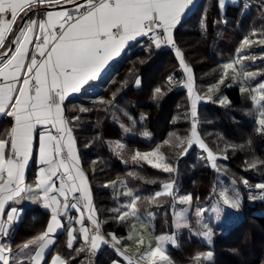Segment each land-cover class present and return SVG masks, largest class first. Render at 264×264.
<instances>
[{
	"label": "trees",
	"instance_id": "obj_1",
	"mask_svg": "<svg viewBox=\"0 0 264 264\" xmlns=\"http://www.w3.org/2000/svg\"><path fill=\"white\" fill-rule=\"evenodd\" d=\"M261 39H264V9L255 0L247 7L242 1L229 3L224 10L218 0H199L174 30L175 46L193 70L195 89L209 97L197 108L200 138L221 156L216 160L219 171L226 175L227 183L236 181L243 197L242 215L234 223L215 224L212 219L203 218L204 224L213 230L210 244L196 236V231H202L203 227L201 224L195 227L198 219L195 209L208 206L215 197L219 171L211 167L208 158L195 146L190 147L187 154H181L188 148L190 102L185 89L168 83L169 74L179 76V65L171 49L155 48L148 40L141 39L113 62L104 75L66 102L65 112L105 234L111 232L125 242L134 218H117L133 198L118 194L116 185H111L119 179L134 197H140L136 202L137 215L151 218L154 235L173 232L172 197L165 195L151 200L164 182L173 180L177 194H191L193 201L188 227L178 230L177 246L167 249L172 261L264 264V199L256 196L255 187L257 183H264V133L257 131L260 126L253 118L251 91L243 88L242 92L238 85L229 86L224 78L220 83L223 63L240 56L237 51L245 40L250 41L246 44V48H250V60L256 58L248 67L262 70L254 82L264 78ZM9 44L10 38L5 49ZM157 88L161 89L160 93H156ZM220 96L226 98L224 103L218 102ZM10 125V118L3 119L0 131L6 132ZM127 131L130 134L125 137ZM110 140H124L139 152L159 148L175 171L166 173L147 162L124 165L109 147ZM166 140L168 144L164 143ZM244 180L248 181V186L244 185ZM251 195L256 197L252 202L248 200ZM47 218L48 213L37 204L27 206L15 228L11 246L17 248L41 232ZM58 239L59 243L64 240L63 232ZM81 248L84 250L79 251ZM87 251L86 245L77 243L70 250L63 248L62 253L69 263L84 264ZM207 252H212L211 260L203 257L199 262L195 260L198 254ZM115 258V251L105 247L94 262L111 264Z\"/></svg>",
	"mask_w": 264,
	"mask_h": 264
},
{
	"label": "snow or ice",
	"instance_id": "obj_2",
	"mask_svg": "<svg viewBox=\"0 0 264 264\" xmlns=\"http://www.w3.org/2000/svg\"><path fill=\"white\" fill-rule=\"evenodd\" d=\"M44 2L45 0H0V49L5 48L9 36L13 37L9 48L0 51V114L14 118V124L8 131L7 138H0V237H6L13 224L18 222L21 209L11 207L6 213V218L5 210L9 202L18 203L23 199L22 194H30L29 198L33 203L41 204L51 213L46 230L21 248L23 252L30 246H36L34 254L27 258L29 264H40L46 250L54 243L52 238L54 233L64 227L61 217H66L69 210L80 213L87 210L91 213L86 217L92 225L91 228L85 225L83 215L75 221L80 224L78 231L85 244H90L91 251L95 252L101 245L108 243L100 232V222L95 218L91 189L79 164L72 128L68 126L70 122L63 114L62 105L66 97L69 93L79 92L89 81L96 79L114 56L119 55L129 42L139 37H147L156 48L164 45L175 47L173 30L194 4V0H86L85 4L76 5L74 12H47L46 19H24L33 12L37 3ZM50 2L59 3L60 0H50ZM68 2L75 3V0ZM220 2L223 3V0ZM18 21L23 23L18 24ZM34 36L35 40H33ZM33 43H35V51L29 59V45ZM243 43L249 44L250 41L245 40ZM260 43L264 44V39H261ZM11 45H15L14 49ZM37 53L41 58L39 60ZM177 56L181 57L178 49ZM239 62L237 60L226 63L223 68L233 69L235 73L234 65ZM181 63H184L182 57ZM185 71L191 70L185 65ZM252 75L245 73L246 78ZM169 80L171 81V78ZM188 81L185 87L191 99L192 132L188 140L189 147L184 148L182 155L187 154L197 138L199 97H192L194 89L190 75ZM220 83H223V77ZM258 87L264 90V83L259 84ZM241 91L245 89L242 88ZM160 92L161 89L157 88L156 93ZM251 98L259 106V118L256 123L260 127L257 131L264 133V103H262L264 91L259 100L256 96ZM86 110L81 109V111ZM38 126L44 128L39 134L38 157L39 162L45 167L40 168L33 187L24 184V176L33 156L34 138ZM53 128L56 134L52 133ZM164 143L168 144L169 141L166 140ZM199 143L207 150L203 141ZM116 147L122 149L124 146L117 142ZM158 153L159 148L149 153L137 151L132 159L136 161L138 158L147 159L149 156H156L160 163L153 164V167L166 173L174 172L175 168L164 162L163 153L157 155ZM208 156L212 161V167L219 171L210 150ZM57 181H59L58 185ZM232 183L235 184L236 181ZM243 183L248 186L247 180ZM173 187L174 181L165 183L163 190L155 193L151 200L155 201L167 195L180 204L188 205V208L177 212L174 219L177 229L186 228L187 214L193 197L191 194L176 197ZM255 187L264 190V183H257ZM124 195L133 198L128 206L130 211L122 212L117 217L121 220L130 215L134 217L137 215L136 202L140 199L134 197L131 190ZM261 198L264 199V195ZM221 203L223 206L238 209L240 198L235 189L233 195H229L227 189L219 192L218 204L213 208L217 214L223 211L219 206ZM205 211L200 207L195 209L197 223H200V217ZM71 222L69 219V223ZM202 227L204 231L200 235L211 242L213 230L207 224H203ZM74 231L76 230H68L69 248H72V241L76 238ZM109 235L116 244L120 243L114 234ZM155 239L156 247L149 246L139 255L136 264H140L141 261L144 264H172L165 254L164 244L175 245V233L160 235ZM136 242L142 243V239ZM83 250L81 248L79 251ZM212 255V252L201 253L195 257V260L199 262L201 257L204 260H211ZM125 258L128 264H133L131 257ZM11 260V247L0 243V264H10ZM57 262L65 264L59 256L53 258L52 264ZM15 264H24V262L16 258Z\"/></svg>",
	"mask_w": 264,
	"mask_h": 264
},
{
	"label": "crops",
	"instance_id": "obj_3",
	"mask_svg": "<svg viewBox=\"0 0 264 264\" xmlns=\"http://www.w3.org/2000/svg\"><path fill=\"white\" fill-rule=\"evenodd\" d=\"M219 1V6H220V0ZM224 2H227V4L236 2L238 3L239 1L241 0H223ZM256 1H259L263 7H264V0H256ZM199 0H194V4L192 6H190V10H188L186 12V14L182 17L181 19V22L185 19V17L196 7V5L198 4ZM86 3V0H75V3H72V2H68V0H60L59 3H51L50 0H45V2L43 4H39L40 7L38 6V3H37V6L35 7V9L33 10V12H30L28 14L27 17H25L24 19L27 20V19H36V20H42V19H46V16H45V13L47 12H62V11H68V12H74L75 11V8H76V5L78 4H85ZM226 4V5H227ZM22 15V14H21ZM10 18V17H9ZM180 22V23H181ZM20 23H23V21H18V24ZM179 23V24H180ZM178 24V25H179ZM177 25V26H178ZM176 26V27H177ZM17 27V26H14V28ZM175 30V29H174ZM174 30H173V37H174ZM37 34H38V29H37ZM10 38V41L11 39L13 38L12 36H9L8 39ZM141 39H145V37H139L137 38V40L135 41H131L129 42L120 52L119 55L117 56H114L108 63L107 65L103 68V70L101 71V73L99 74V76L96 78L98 79L99 77H101L102 75H104L107 70L109 69V67L112 65L113 62H115L117 59H119L121 56H123L127 49L135 44L136 42L140 41ZM33 40H35V36L33 37ZM6 45H7V42H6ZM5 45V47H6ZM10 46V44H9ZM8 46V48H9ZM15 45H13V49H14ZM8 48H4V49H0V51H5L7 50ZM177 49L178 48H175L173 50V53H174V56L178 62V65H179V76H178V81L176 83V88H179V89H185L187 94H188V97H189V102H190V114H191V99H190V94L188 92V89L187 87H185V85L189 82L188 81V76L190 75L192 77V83H193V93H192V97H199V99L197 100V108H198V105L200 103H204L208 100V98H204V97H201L197 91L195 90V84H194V75H193V70L191 68V66H189L185 60H184V57H183V54L182 52L179 50V52L181 53V57H182V60H183V64L181 63V57H178L177 56ZM35 51V44H30L29 45V59H30V55L31 53ZM11 53L9 52V55ZM38 54V53H37ZM41 59V58H39ZM185 65L187 66V68H189L191 71L190 72H186L185 71ZM96 79L94 80H91L89 81L86 85H84L82 87V89L79 91V92H76V93H69L68 96L66 97L63 105H62V108H63V114L65 116V118L70 122V120L68 119L67 115H66V112H65V105H66V102L68 100H70L71 98H73L75 95H78L80 92L83 91V89H85V87H87L90 83H92L93 81H95ZM5 118H10L11 119V125L10 127L8 128V130L6 132H2L0 131V138H7V133L8 131H10L11 127L13 126L14 124V118L13 117H9L7 115H3V114H0V123L3 119ZM69 127H71V122L69 123L68 125ZM72 128V127H71ZM41 131H44V128L38 126L37 129H36V133H35V138H34V149H33V156L32 158L30 159L27 167H26V170H25V176H24V184L25 185H29V186H33L35 185V182H36V179L39 175V172H40V168L41 167H45L44 165H42L40 162H39V157H38V149H39V134ZM196 131L197 128H196ZM192 132V131H191ZM52 133L53 134H56V130L53 128L52 129ZM72 135L75 139V136L73 134V131H72ZM190 137H191V134H190ZM189 137V138H190ZM199 141H202L200 136L198 135V132H197V138H196V142L193 143L192 146H195L197 147V149H200L201 152L208 158L209 160V163L212 167V161H210L209 159V156H208V151L210 150L213 154V156L215 157V161L214 163L216 164V160L218 158H221L220 155L214 153L211 149H209V147L204 143L203 141V144L207 146V150L205 148H202L200 146V143ZM191 146V147H192ZM75 150L76 152L78 153V156H79V152H78V148H77V144H76V140H75ZM79 164H80V167L82 168V170L84 171L82 165H81V161H80V156H79ZM85 173V171H84ZM86 175V173H85ZM87 177V175H86ZM170 181H167V182H164L162 185H161V188L159 189V191L157 192H160L163 190V185L165 183H168ZM87 183L91 189V184H90V181L87 177ZM59 184V181H57V185ZM29 195L30 194H22V196L24 197L23 199H20L19 202H9V204L6 206V210H5V218H6V213L8 210H10L11 207H15L17 209H21L22 211L20 212V216H19V220L18 222H15L13 224V226L11 227V230L9 231L8 235L6 237H0V243H4L6 245H9L12 249V260L10 261V264H15V260L16 258H19L21 261H23L24 263L28 262V256L34 254V252L36 251V246H30L28 249H24V251L22 252L21 251V248L22 246L27 243L28 241L30 240H33L35 239L36 237L40 236L45 230H46V226L50 220V210H46L41 204H37V203H33L31 201V199L29 198ZM71 195V194H70ZM91 197H92V190H91ZM62 199V198H61ZM37 204L43 211H46L48 213V218L46 220V223H45V226L43 227V230L37 234H35L33 237H31L29 240H27L25 243H23L21 246L17 247V248H13L11 246V242H12V237H13V234H14V231H15V228L16 226L18 225V223L22 220L24 214H25V210H26V207L27 206H30V205H35ZM92 204L94 206V210H95V218L99 221L98 219V214H97V210H96V207H95V204L93 202V197H92ZM62 207V205H61ZM91 213H89L87 210L83 211V213H80V212H77L76 210H69L68 212V215L66 217H61V221L62 223L64 224V227L57 230L54 235H53V240H54V243L46 250L44 256H43V259L40 261V264H52V260L54 257L56 256H59L64 262L65 264H76V263H69L67 261V259L64 257L62 251H63V248H67L68 250H70L71 248L68 247V230L69 229H75L76 231H74V236L76 237L73 241H72V248L77 244V243H80V244H84L86 245L87 247V255H86V258L84 260V264H95L94 260L93 261H90L89 260V255L90 254H93L96 255L101 252L105 247H110L111 249H113L116 253V258L111 262V264H128V260L125 258V257H131L132 259L134 258L133 261V264H136V261H137V258L139 257L140 254H135L131 251V246L127 245L132 239H127L125 242H122V239L121 238H116L120 241L119 244H116L115 241L112 240L111 236L109 234H113L111 232H109L108 234H105L102 230V228H100V232L101 234L108 240V243L107 244H103L100 246V248L93 252L90 250V244H85L84 240H83V237L81 236L80 232L78 231L79 228L81 227L80 224L76 223L75 221L77 219H79L81 217V215H83L85 217V225L89 228L92 227V225L87 221L86 217L88 215H90ZM69 219H71V223H69ZM147 226L149 228H151V218H149L148 222L146 223ZM179 230V229H178ZM64 233V240L62 242L59 243V239H58V236L61 234V233ZM175 232V231H174ZM174 232H171L169 234H173ZM162 235H166V234H162ZM157 236H160V235H154V238L157 237ZM176 238V237H175ZM156 240V239H155ZM156 244V242H155ZM127 245V246H126ZM169 246H177V238H176V244L173 245L171 243H165L164 244V251L166 253L167 249ZM146 250V247L144 248V250H142V252H144ZM57 264H59V262H57ZM140 264H144L143 261L140 262Z\"/></svg>",
	"mask_w": 264,
	"mask_h": 264
},
{
	"label": "rangeland",
	"instance_id": "obj_4",
	"mask_svg": "<svg viewBox=\"0 0 264 264\" xmlns=\"http://www.w3.org/2000/svg\"><path fill=\"white\" fill-rule=\"evenodd\" d=\"M231 3H232V1H231ZM226 4H227V2H224V1H223V3L220 2L221 10H224ZM249 49L250 48H246V44L242 43L240 45V47L238 48V51H237V53H239L240 56L238 55L234 59L225 61L223 63V65H224L226 63H230L233 61H237V60L240 61L238 64L234 65V68L236 69L235 73L233 72V69L225 70L223 68V78L227 79V84L229 86L238 85L241 88L249 89L251 91V95L256 96L257 100H259L261 93L264 90L259 89L258 85L261 83H264V78L254 82V80H257L258 77L261 75L262 70H260L258 68L248 67L249 62L256 60V58H254V57H251V60H250V58H249L250 54H248ZM245 50L247 51L246 53H245ZM241 57H243V59H240ZM225 71H227V75H225ZM245 73H251L253 75L251 77L246 78ZM168 83H169V80H168ZM253 89H255V91H253ZM200 96L209 99V97L207 95H200ZM221 101H223V103H224L226 101V98L224 96H220L218 102L222 103ZM262 103H264V102H262ZM253 104H254L253 118L257 121V119L259 118V106L257 104H255L254 102H253ZM197 130H198V128H197ZM191 131H192V125L190 128L189 137H190ZM197 132L199 135V131H197ZM128 134H130L128 131L125 132V137H127ZM117 142L119 144H122L124 147L122 149L117 148L116 147ZM108 145L114 151V153L117 156H119V158L122 160L124 165H138V164H141L142 162H147L149 165L152 166L153 164L160 163V161L157 159L156 156H149L147 159L138 158L136 161H133L132 156L137 152V150H135L131 146H129L124 140H118V141L117 140H110L108 142ZM188 147H189V145H188ZM154 150H156V149H153V150H150L147 152H140V153H149V152H153ZM159 153L157 155H159ZM164 162H166L165 159H164ZM218 178H219V183L217 184V187L215 188V197L211 200V203L208 206L202 205L200 207V208H204L206 211L203 213L202 217H200V223L196 224V226H195L196 228H198V225L204 224L203 218H205V219L208 218L210 220L212 219L215 222V224L226 223L227 225H230V224L234 223L235 221H237L242 215L241 201H242L243 197H242L241 192L238 190V188L235 184H233L232 182H230V183L226 182V175L223 172H221V171L218 172ZM171 181H173V180H171ZM111 185H113V186L116 185L115 190H117L118 194H124L125 192L128 191V188H126L124 186V181L122 179L111 182ZM223 189H227L229 195H233V189H235V192L239 195V198H240V207L238 209H232V208H229L227 206H223L221 203L219 206L223 209V211L221 213L217 214L216 212L213 211V208L215 206H217L218 201H219V192ZM257 190H258V192H257L256 196L264 195V190H262V189H257ZM173 191H174V194L176 197H183L184 196V195L181 196V195L177 194V191L175 190V185L173 187ZM252 194H255V193L252 192ZM255 198L256 197L254 195H251L248 197V200L252 202L255 200ZM174 203H176L175 207L173 205ZM130 204H131V202H128L126 204V211H130V209L128 207ZM188 207L189 206L186 204H180L177 201L173 200V202L170 206V210H171L172 216H173V227H174L173 231H178V229L175 227V223H174L175 214L177 212H180L182 209L188 208ZM256 212H258V210ZM189 214H190V209H189V212L187 214V223L188 224L190 223V219H189L190 215ZM128 217H134V216L130 215ZM147 222H148V219H145V218L138 216V215H136L131 221V228H130V231L127 235V239H129V237L131 236L132 240L127 245L132 247L131 251L135 254H141L142 250H144L145 247H146V249L149 246L156 247V244H155L156 240L154 238V234L152 233L151 228H149L147 226V224H146ZM182 228H184V227H181L180 229H182ZM201 229H202V231H204L203 228H201ZM202 231L201 230L196 231L197 232L196 233L197 238H199L200 240L210 244L211 242H209V240L206 237L200 235V233ZM141 239H142V243L136 242V241H139ZM165 254L168 256V258L172 262V264H179V263H176L170 259L167 251Z\"/></svg>",
	"mask_w": 264,
	"mask_h": 264
},
{
	"label": "built area",
	"instance_id": "obj_5",
	"mask_svg": "<svg viewBox=\"0 0 264 264\" xmlns=\"http://www.w3.org/2000/svg\"><path fill=\"white\" fill-rule=\"evenodd\" d=\"M250 2H251V0H242V4H243V6H245V7H247L249 4H250ZM255 3L256 4H258V5H260V6H262V4L259 2V1H255ZM40 3H38V6L40 7V5H39ZM145 39L146 40H148L149 41V39L147 38V37H145ZM150 42V41H149ZM151 43V42H150ZM35 44V43H34ZM153 45V44H152ZM154 46V45H153ZM155 47V46H154ZM163 47H168L169 49H171V50H174L175 48H176V46L175 47H170V46H167V45H164V46H162V47H160V48H163ZM156 48V47H155ZM32 54V53H31ZM30 57H31V55H30ZM39 55L37 54V59L39 60ZM169 78H171V81L169 80ZM168 80H169V84L170 85H172V86H174L175 84H176V82L178 81V78L173 74V73H171V74H169V76H168ZM198 124H199V118H198V116H197V126H198ZM191 125H192V117H191ZM178 235V233H175V236H177ZM95 259V255H93V254H90L89 255V260L90 261H93ZM132 260H134V258L132 259Z\"/></svg>",
	"mask_w": 264,
	"mask_h": 264
},
{
	"label": "water",
	"instance_id": "obj_6",
	"mask_svg": "<svg viewBox=\"0 0 264 264\" xmlns=\"http://www.w3.org/2000/svg\"><path fill=\"white\" fill-rule=\"evenodd\" d=\"M13 47V45H11V48Z\"/></svg>",
	"mask_w": 264,
	"mask_h": 264
}]
</instances>
